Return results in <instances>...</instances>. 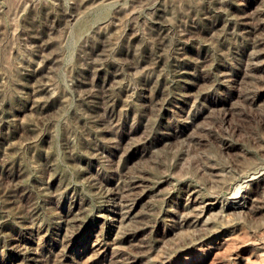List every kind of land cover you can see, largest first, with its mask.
I'll return each instance as SVG.
<instances>
[{
    "label": "rangeland",
    "instance_id": "rangeland-1",
    "mask_svg": "<svg viewBox=\"0 0 264 264\" xmlns=\"http://www.w3.org/2000/svg\"><path fill=\"white\" fill-rule=\"evenodd\" d=\"M0 264H264V0H0Z\"/></svg>",
    "mask_w": 264,
    "mask_h": 264
}]
</instances>
